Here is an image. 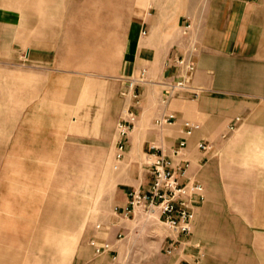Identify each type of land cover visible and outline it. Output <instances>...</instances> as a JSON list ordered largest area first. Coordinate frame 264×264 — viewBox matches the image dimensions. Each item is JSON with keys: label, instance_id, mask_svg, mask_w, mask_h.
<instances>
[{"label": "rangeland", "instance_id": "374dc122", "mask_svg": "<svg viewBox=\"0 0 264 264\" xmlns=\"http://www.w3.org/2000/svg\"><path fill=\"white\" fill-rule=\"evenodd\" d=\"M151 1L0 0V264L91 261L93 227L111 221L119 193L138 180L135 167L150 180L140 140L133 158L115 155L122 82L133 78ZM162 1L193 23L206 0ZM143 99L153 107L165 100L157 89ZM159 109L136 119L126 141L133 128L138 138L161 137L159 148L180 137L174 126L155 123ZM262 116L258 103L249 107L229 136L245 139L208 155L199 230L211 243L203 264H243L244 234L264 229ZM137 213L124 220L134 246H151L149 264H165L153 248L166 228ZM232 233L235 252L213 245ZM144 255L134 254V264H148ZM253 255L251 264H264V251Z\"/></svg>", "mask_w": 264, "mask_h": 264}, {"label": "crops", "instance_id": "0c3cea01", "mask_svg": "<svg viewBox=\"0 0 264 264\" xmlns=\"http://www.w3.org/2000/svg\"><path fill=\"white\" fill-rule=\"evenodd\" d=\"M186 17L181 11L175 13L172 6L165 5L162 0L151 1L148 12L141 21L142 34L135 47L133 68V77L134 72L137 76L140 70H146V83L135 89L138 101L125 98V110L121 107L120 100L117 116L118 122L132 124L134 127L135 120L143 118L148 110L160 108L158 115L173 114L176 121L170 126L178 129L181 135L171 145L166 148L156 147L155 142H163L161 137L148 133L138 138L140 130L134 131L133 128L125 154L133 158L136 155L134 146L140 140V150L144 155L149 156L162 150L171 156L172 149L180 140L185 139L187 146L181 158L189 162L187 177L201 183L209 157L219 154L230 142L245 139L240 133L229 137L240 124L243 112L256 103L260 109L264 108V0H206L200 14L190 23L189 33L184 35ZM191 45L195 49V70L188 84L196 89L197 95H168L167 85L172 84L179 76L175 62L187 53ZM154 89L159 91L162 99L166 98L164 105L153 107L144 102L143 96ZM236 118H239L237 123ZM259 120L260 125L264 126V116ZM184 122L197 125L198 129L186 136ZM231 125H235L232 131L229 130ZM239 135H242L241 138H238ZM258 135V139L264 141V132ZM200 141L209 142L210 150L199 151L196 145ZM135 171L138 172V180L134 179L131 184H127V188L118 195L116 206L121 209L127 207L128 193L131 190H145L150 182L147 174L141 177L136 167ZM181 182L185 183L186 180L182 179ZM205 201L204 198L202 203L194 207L191 233L180 236L168 255L166 249L171 240L166 238L170 236L166 230L158 246L153 248L155 257L163 259L165 264H203L209 259L206 249L211 241L205 240L199 230ZM124 223L121 226L124 233H128L127 239L118 241L114 229L108 234L99 233L96 235L99 242L108 243L110 248L101 254H95L87 244L91 261H79L75 264H134V254L141 251L147 254L144 258L149 264L153 258L149 255L152 252L151 246H134L133 231L125 227ZM230 236L232 239H216L213 245L224 247L222 251L226 253L231 250L235 252L237 241L234 233ZM243 237L246 238L242 241V262L251 264L256 261L253 253L264 251L261 244L264 241V229L248 231ZM136 248L140 250L137 251ZM222 260L224 261V257ZM227 260L228 258L225 259Z\"/></svg>", "mask_w": 264, "mask_h": 264}, {"label": "built area", "instance_id": "2783aa9c", "mask_svg": "<svg viewBox=\"0 0 264 264\" xmlns=\"http://www.w3.org/2000/svg\"><path fill=\"white\" fill-rule=\"evenodd\" d=\"M191 27L190 22L184 26L183 34L187 35ZM144 34V32H143ZM193 45L187 53L176 60L175 64L179 71V76L172 84L167 85V94L190 93L196 96V89L189 83L190 76L195 70L194 66ZM146 83V70L142 69L138 75L122 82L120 91L121 97H130L136 101L139 100L135 89L138 85ZM166 99V98H165ZM165 103V100L163 101ZM173 114H162L155 123L158 125L171 124L175 120ZM239 122V118L235 119ZM132 124L126 125L118 122L116 129L118 140L116 142V159L120 160L126 153L127 137ZM235 125H231L229 130H234ZM186 136L198 129L197 125L189 122L183 123ZM185 139L178 142L177 146L171 151V156L160 150L149 156V162L146 164L147 173L150 176V182L145 190H131L128 193V203L125 209L114 206L113 218L108 223H97L93 227L94 234L87 241L88 246L95 254H101L110 248L106 242H99L97 234H108L111 230H116V239L118 241L127 239L128 233H124L121 223L134 218L138 213H142L146 221L152 220L158 222L170 233V245L166 249V254H170L174 244L180 236H187L191 233L194 220V207L204 201L203 187L200 182L191 181L187 177L189 162L182 159V152L186 148ZM197 149L202 152L210 150L211 145L207 141H200L196 145ZM186 180L182 183L181 180ZM130 232V231H129ZM115 260V257L113 258Z\"/></svg>", "mask_w": 264, "mask_h": 264}]
</instances>
